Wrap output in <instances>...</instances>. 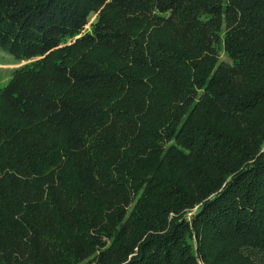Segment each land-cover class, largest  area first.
<instances>
[{
	"label": "trees",
	"instance_id": "obj_1",
	"mask_svg": "<svg viewBox=\"0 0 264 264\" xmlns=\"http://www.w3.org/2000/svg\"><path fill=\"white\" fill-rule=\"evenodd\" d=\"M0 49V264H264V0H0Z\"/></svg>",
	"mask_w": 264,
	"mask_h": 264
},
{
	"label": "rangeland",
	"instance_id": "obj_2",
	"mask_svg": "<svg viewBox=\"0 0 264 264\" xmlns=\"http://www.w3.org/2000/svg\"><path fill=\"white\" fill-rule=\"evenodd\" d=\"M95 15H91L89 18V22L86 24L85 28L88 29L89 23L94 20ZM221 59L226 60L223 52H220ZM14 57L12 54L4 52L0 49V86H3L9 77L11 76V72L15 67L20 66L21 64L26 63L27 61H21L19 63H13Z\"/></svg>",
	"mask_w": 264,
	"mask_h": 264
}]
</instances>
